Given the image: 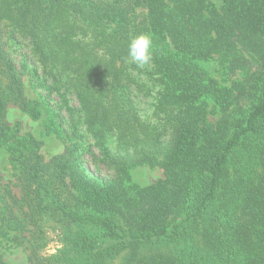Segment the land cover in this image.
Masks as SVG:
<instances>
[{"label": "trees", "instance_id": "1", "mask_svg": "<svg viewBox=\"0 0 264 264\" xmlns=\"http://www.w3.org/2000/svg\"><path fill=\"white\" fill-rule=\"evenodd\" d=\"M135 7L146 11L140 25L128 15ZM4 22L30 44L50 81L71 86L99 141L117 134L127 152L109 157L108 177L90 174L68 149L44 159L39 141L6 123L9 105L34 118L39 111L26 99ZM141 33L152 38L144 80L128 59L129 41ZM239 50L254 67L233 94L208 63L245 67ZM150 81L158 128L133 100ZM7 141L21 198L4 185L1 223L30 233L35 264H48L37 252L48 221L62 237L72 231L67 245L90 264L121 253L125 264H264V0H0V142ZM138 164L159 166L164 178L127 188ZM196 239L208 260L140 251Z\"/></svg>", "mask_w": 264, "mask_h": 264}, {"label": "rangeland", "instance_id": "2", "mask_svg": "<svg viewBox=\"0 0 264 264\" xmlns=\"http://www.w3.org/2000/svg\"><path fill=\"white\" fill-rule=\"evenodd\" d=\"M113 2V0H93ZM215 6H219L222 0H212ZM133 20L136 19L139 25L146 19V11L143 8H130L128 14ZM6 36L4 41L7 44L9 55L14 60L17 68L22 72L25 95L32 108H37L39 115L37 118L24 112L20 108L9 105L6 110V123L13 128H18L17 135L20 137L32 136L40 142L39 152L44 159H49L54 155L63 153L66 149L70 150L76 159V163L84 166L92 175L108 177L111 172L108 169L110 156L125 154L127 149L120 146L117 134L108 133L104 140L99 141L95 133L90 130L84 119V112L68 83H53L47 77V73L41 64L37 62L30 44L17 35L9 22H4ZM81 38V35H77ZM239 54L247 63L245 67H231L228 62L211 60L208 63L209 71L212 76L218 79L223 86L232 88L233 94L238 89H234L235 84L245 86L246 74L253 70L254 60L250 55L241 52ZM218 58V57H216ZM130 62V61H129ZM139 68L140 77L144 80L145 72L148 68ZM134 75V72H132ZM149 92L143 90L138 98H133L138 108L141 119L151 125L160 127L159 120L154 115V104L156 102L155 93L158 87L153 85V81L148 82ZM241 89V88H240ZM250 98L242 101L245 107L250 105ZM10 141L0 142V193L4 192V185L11 190L16 200H20L21 192L18 185L19 165L12 160L9 149ZM130 185L144 187L164 178L163 169L159 166L149 164H138L128 170ZM3 202L0 200V260L5 264H35L31 258L29 246L32 238L30 233L24 231L17 233L8 229L7 221L1 223L3 218ZM17 212L18 207H13ZM66 237H62L57 226L52 222H43L41 244L37 252L46 260L48 264H90L85 257L76 254L67 245V238L72 236L71 230H63ZM174 245L165 242H157L151 246H144L140 249L141 254L150 252H161L163 254L179 257L181 251L192 255L196 263L208 260L210 255L207 250L196 239L194 245ZM57 256V254H59ZM183 254V253H182ZM60 256V257H59ZM108 264H125V255L121 253L113 259L108 260ZM141 264V263H136ZM186 264V263H184ZM195 264V262H193Z\"/></svg>", "mask_w": 264, "mask_h": 264}, {"label": "clouds", "instance_id": "3", "mask_svg": "<svg viewBox=\"0 0 264 264\" xmlns=\"http://www.w3.org/2000/svg\"><path fill=\"white\" fill-rule=\"evenodd\" d=\"M152 38L141 33L133 36L128 44V59L137 67L143 68L152 61Z\"/></svg>", "mask_w": 264, "mask_h": 264}]
</instances>
